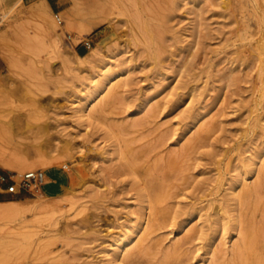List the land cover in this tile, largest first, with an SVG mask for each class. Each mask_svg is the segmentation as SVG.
Wrapping results in <instances>:
<instances>
[{"label": "rangeland", "instance_id": "374dc122", "mask_svg": "<svg viewBox=\"0 0 264 264\" xmlns=\"http://www.w3.org/2000/svg\"><path fill=\"white\" fill-rule=\"evenodd\" d=\"M0 147V264H264V0H0Z\"/></svg>", "mask_w": 264, "mask_h": 264}, {"label": "bare ground", "instance_id": "6f19581e", "mask_svg": "<svg viewBox=\"0 0 264 264\" xmlns=\"http://www.w3.org/2000/svg\"><path fill=\"white\" fill-rule=\"evenodd\" d=\"M44 6H47V7H50V4L47 2V1H44V4L43 5H34L33 7H34V10L36 11V12H41L42 11V8L44 7ZM19 12V11H18ZM55 24L56 23H53V22H51L50 23V26L55 30ZM57 25V24H56ZM110 75L111 74H108V76H107V78L108 77H110ZM100 82V81H99ZM96 87V86H95ZM100 85H98V87H97V89H95L94 90V92H92V93H90V94H88V96H86V100H85V102L84 103H81V101H82V99H83V97L82 98H80L79 99V108H78V110L80 111V117H84L85 115H88V112L90 111V107H89V101L90 100H92V95H94L93 93H95V92H97L99 89H100ZM86 94V93H85ZM84 101V100H83ZM13 122V121H12ZM15 122V121H14ZM13 124V123H12ZM11 124V125H12ZM1 126H3V125H1ZM11 127V126H10ZM1 148V147H0ZM3 149V148H2ZM4 150V149H3ZM3 150H1L0 149V165L1 166H3V167H6V168H19V170H20V168H27L28 167V162L27 161H25V159H22V158H16V156H13V155H7L5 152H3ZM5 151V150H4ZM33 167V166H32ZM31 168V167H30ZM261 203V202H260ZM264 203H262V205H263ZM43 206V205H42ZM260 206V205H259ZM44 208H45V206H44ZM259 208H261V206L259 207ZM12 209V208H11ZM263 210V209H262ZM7 211H9L8 209H6V208H4V209H2V210H0V212H1V214L2 213H5V212H7ZM13 211V210H12ZM2 216V215H1ZM264 229V228H263ZM130 232V231H129ZM135 234V231H132V232H130L126 237H125V239L124 240H122V241H120L119 243H118V245L117 246H115V252H117V253H119V251L120 250H125L126 251V249H127V247H128V245L131 243V241L133 240V235ZM134 241V240H133ZM114 244V243H113ZM252 253V252H251ZM249 256H251V257H253V258H251V259H253V260H255L256 259V257L254 256V254H252V255H249ZM115 260H117V254H115V255H113L111 258H110V261L111 262H114ZM118 261V260H117Z\"/></svg>", "mask_w": 264, "mask_h": 264}, {"label": "built area", "instance_id": "2783aa9c", "mask_svg": "<svg viewBox=\"0 0 264 264\" xmlns=\"http://www.w3.org/2000/svg\"><path fill=\"white\" fill-rule=\"evenodd\" d=\"M45 183V173L41 169L30 170L23 174L18 182H13L8 186L7 190L11 193L34 192L40 191Z\"/></svg>", "mask_w": 264, "mask_h": 264}]
</instances>
